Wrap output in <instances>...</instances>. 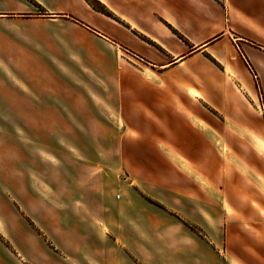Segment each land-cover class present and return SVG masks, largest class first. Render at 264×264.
<instances>
[{"label": "crops", "instance_id": "crops-1", "mask_svg": "<svg viewBox=\"0 0 264 264\" xmlns=\"http://www.w3.org/2000/svg\"><path fill=\"white\" fill-rule=\"evenodd\" d=\"M96 1L108 13L87 0H0V107L12 111L0 121L36 108L72 159L23 174L44 207V259L264 264V229L234 221L260 201L255 179H222L206 127L234 124L264 155V0ZM21 177L10 180L18 202ZM36 181L52 193L40 197Z\"/></svg>", "mask_w": 264, "mask_h": 264}, {"label": "rangeland", "instance_id": "rangeland-1", "mask_svg": "<svg viewBox=\"0 0 264 264\" xmlns=\"http://www.w3.org/2000/svg\"><path fill=\"white\" fill-rule=\"evenodd\" d=\"M87 2L93 7L106 9L96 0H87ZM25 110L27 111H21L19 108L18 113L29 114L28 121L17 123L10 120L0 121V131H4V134L0 136V252L2 253L0 264H52L49 259H44V253L46 254L48 251L46 244L40 243L37 238V235L43 236L44 207L40 198L29 202L30 196L27 195L26 190L27 180L23 174L28 171V168H32L34 171L40 170L45 158H50L51 163L56 165L59 163L57 156L68 160L69 163L72 159L60 149V139L50 136L48 131L46 132V127L41 119L42 115L39 116L36 108L35 110L25 108ZM11 112L10 107H0V115ZM199 124L204 125L201 121ZM206 127L211 131L216 141L220 142L221 152L218 155V164L225 172L222 174V179L224 180V177L228 176L227 173L230 174V171L234 169L244 178L253 176L257 185V187L255 186L256 196L260 201L254 203V211L243 210L245 215H250V220L240 218V221H234L264 229V155L254 144L253 138L257 139V137L241 135L239 127L230 123H226L222 133L217 132L212 125ZM17 129L19 130L18 136L12 134ZM258 130H260L258 133L261 132L264 135V121L261 120ZM257 141L262 143L261 138H258ZM49 149H54L56 156L47 155L45 151ZM54 167L55 169L48 172L51 179L58 180V166ZM17 174L22 177L19 178L20 184L16 188L26 202H18L16 195L12 192L10 180ZM13 190L16 193L17 190L15 188ZM35 190L40 197L49 196L52 193L39 181H36ZM233 226L232 223V228ZM16 252L23 256L22 263L14 258ZM73 252L74 250L68 252L67 262L58 261L62 264H85L90 261L94 264H101L99 259L89 260L88 255L84 258L86 260L77 258ZM171 252L175 253L176 251ZM54 264H58V262L56 261Z\"/></svg>", "mask_w": 264, "mask_h": 264}, {"label": "built area", "instance_id": "built-area-1", "mask_svg": "<svg viewBox=\"0 0 264 264\" xmlns=\"http://www.w3.org/2000/svg\"><path fill=\"white\" fill-rule=\"evenodd\" d=\"M259 109L261 110L262 113H264V105L261 104V105L259 106Z\"/></svg>", "mask_w": 264, "mask_h": 264}, {"label": "trees", "instance_id": "trees-1", "mask_svg": "<svg viewBox=\"0 0 264 264\" xmlns=\"http://www.w3.org/2000/svg\"><path fill=\"white\" fill-rule=\"evenodd\" d=\"M102 12L104 13H108V11L106 9H100Z\"/></svg>", "mask_w": 264, "mask_h": 264}, {"label": "bare ground", "instance_id": "bare-ground-1", "mask_svg": "<svg viewBox=\"0 0 264 264\" xmlns=\"http://www.w3.org/2000/svg\"><path fill=\"white\" fill-rule=\"evenodd\" d=\"M260 106V104L258 105V107Z\"/></svg>", "mask_w": 264, "mask_h": 264}]
</instances>
